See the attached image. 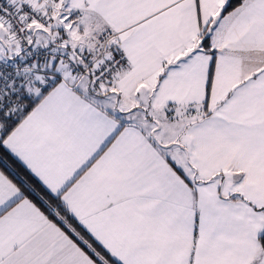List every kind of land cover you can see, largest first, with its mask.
<instances>
[{
  "label": "snow or ice",
  "instance_id": "snow-or-ice-1",
  "mask_svg": "<svg viewBox=\"0 0 264 264\" xmlns=\"http://www.w3.org/2000/svg\"><path fill=\"white\" fill-rule=\"evenodd\" d=\"M0 264H264V0H0Z\"/></svg>",
  "mask_w": 264,
  "mask_h": 264
}]
</instances>
